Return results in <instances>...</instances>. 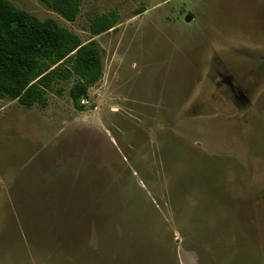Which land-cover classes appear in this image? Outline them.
Masks as SVG:
<instances>
[{
    "label": "rangeland",
    "instance_id": "rangeland-1",
    "mask_svg": "<svg viewBox=\"0 0 264 264\" xmlns=\"http://www.w3.org/2000/svg\"><path fill=\"white\" fill-rule=\"evenodd\" d=\"M9 1L96 39L103 75L83 110L75 78L0 98V264H264V0Z\"/></svg>",
    "mask_w": 264,
    "mask_h": 264
},
{
    "label": "trees",
    "instance_id": "trees-1",
    "mask_svg": "<svg viewBox=\"0 0 264 264\" xmlns=\"http://www.w3.org/2000/svg\"><path fill=\"white\" fill-rule=\"evenodd\" d=\"M39 1L68 21L76 20L80 12V0ZM118 19L116 10L97 14L89 32L93 36L106 32ZM102 65L96 39L84 41L53 18L40 20L11 1L0 0V98L25 107L46 106V94L55 84L75 78L69 95L74 107L83 110L80 100L102 77Z\"/></svg>",
    "mask_w": 264,
    "mask_h": 264
}]
</instances>
